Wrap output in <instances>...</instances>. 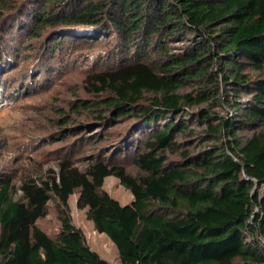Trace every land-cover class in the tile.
Returning a JSON list of instances; mask_svg holds the SVG:
<instances>
[{
    "label": "trees",
    "instance_id": "1",
    "mask_svg": "<svg viewBox=\"0 0 264 264\" xmlns=\"http://www.w3.org/2000/svg\"><path fill=\"white\" fill-rule=\"evenodd\" d=\"M34 42L45 62L104 50L96 97L70 106L93 124L70 128L107 146L86 169L0 177V264H110L72 222L76 191L121 264H264V0H0V70ZM53 196L55 235L38 224Z\"/></svg>",
    "mask_w": 264,
    "mask_h": 264
},
{
    "label": "rangeland",
    "instance_id": "2",
    "mask_svg": "<svg viewBox=\"0 0 264 264\" xmlns=\"http://www.w3.org/2000/svg\"><path fill=\"white\" fill-rule=\"evenodd\" d=\"M90 51L79 50L68 55L65 61L61 56L56 63L55 58L44 61L45 51L37 42L22 46L16 56L10 52L11 55L5 57L8 50L4 49L3 58L12 65L0 70V177L12 178L19 187L30 176L49 177L52 170H59L61 160L69 155L75 165L86 169L91 158L105 149L107 141L100 142L93 137L94 134L89 137L85 135L87 132L83 133L87 131V124H93L97 110L84 108L72 113L70 109L78 98L92 100L96 97L88 91L85 78L96 70L93 65L104 50L94 47ZM68 115L71 120L64 124ZM80 122L86 124L82 132L76 133L70 127ZM97 125H93L91 133L100 130L94 127ZM71 148L73 151L68 154ZM129 169L138 172L132 164ZM103 187L122 204L133 200V193L115 176H108ZM78 198V191L69 198L72 222L82 229L93 250L110 264H121L115 243L96 229L88 218V209L78 206ZM59 203L60 200L53 196L46 216L38 221L51 235L57 234L62 226Z\"/></svg>",
    "mask_w": 264,
    "mask_h": 264
},
{
    "label": "built area",
    "instance_id": "3",
    "mask_svg": "<svg viewBox=\"0 0 264 264\" xmlns=\"http://www.w3.org/2000/svg\"><path fill=\"white\" fill-rule=\"evenodd\" d=\"M263 241H264V238H263Z\"/></svg>",
    "mask_w": 264,
    "mask_h": 264
}]
</instances>
